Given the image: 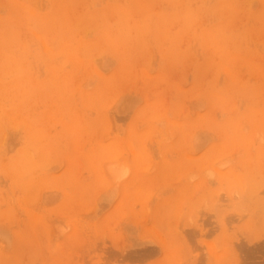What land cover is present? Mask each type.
Listing matches in <instances>:
<instances>
[{"label":"rangeland","instance_id":"obj_1","mask_svg":"<svg viewBox=\"0 0 264 264\" xmlns=\"http://www.w3.org/2000/svg\"><path fill=\"white\" fill-rule=\"evenodd\" d=\"M2 35L0 264H264V0H0Z\"/></svg>","mask_w":264,"mask_h":264},{"label":"bare ground","instance_id":"obj_2","mask_svg":"<svg viewBox=\"0 0 264 264\" xmlns=\"http://www.w3.org/2000/svg\"><path fill=\"white\" fill-rule=\"evenodd\" d=\"M7 2L9 3L10 1H7ZM7 2H6V3H7ZM11 2H12V1H11ZM60 2H62V0H53V3H54V4L57 3V4L59 5ZM11 4H12V3H11ZM11 4H9L8 6H10ZM13 4H14V3H13ZM13 6H14V5H12V7H13ZM14 7H15V6H14ZM10 9H11V8H10ZM12 10H13V9H12ZM29 12H31V11H29ZM29 14H30V13H29ZM32 14H33V13H32ZM54 14H55V13H54ZM121 14H122V13H121ZM121 14H120V15H121ZM33 15H34V14H33ZM51 15H52V14H51ZM122 15H123V17H127V15L124 14V13H123ZM53 16H54V15H53ZM55 16H56V15H55ZM32 17H33V16H32ZM35 17H36V19H37V15H35ZM38 18H39V16H38ZM40 19L43 21V19L41 18V16H40V18L37 19V20H40ZM39 22H41V21H39ZM43 23H44V21H43ZM41 24H42V23H41ZM3 33H4V32H3ZM6 33H7V35H8V32H7V31L5 32V34H6ZM5 34H4V35H5ZM7 35H6V36H7ZM8 36H9V35H8ZM3 41H5V37L2 35V37H0V43H3ZM219 41H220V40H219ZM217 42H218V41H217ZM218 44H219V43H218ZM2 46H3V45H2ZM2 46H0V47H2ZM3 47H4V46H3ZM2 49H3V48H1L0 53L3 51ZM46 53H48V52L46 51ZM1 54H3V53H1ZM1 54H0V55H1ZM7 56H8V55H7ZM9 57H10V56H8V58H9ZM2 58H3V57H2ZM3 59H4V58H3ZM5 59H7V58H5ZM7 60H8V59H7ZM7 60H6V61H7ZM1 94H2V93H1ZM31 98H32V97H31ZM0 99H1V96H0ZM3 99H4V97H3ZM3 99H2V100H3ZM13 105H15V104H13ZM26 105H27V104H26ZM23 107H26V106L23 105ZM14 108H15V107H14ZM16 108H17V107H16ZM19 108H20V106H19ZM11 110H12V108H11ZM1 111H2V110H1ZM6 112H7V111H6ZM2 113H3V112H2ZM3 115H4V113H3ZM8 115H10V114H8ZM8 115H6V116H8ZM5 118H6V117H5ZM5 120H6V122H7L8 119H5ZM23 121H24V120H23ZM127 142H128V141H127ZM128 143L130 144V141H129ZM33 144H34V143H33ZM127 145H128V144H127ZM35 146H36V145H34V147H35ZM128 146L130 147V145H128ZM37 149H38V148H37ZM131 149H132V148H131ZM44 151H45V150H44ZM130 151H132V150H130ZM132 152H133V151H132ZM132 152H131V153H132ZM36 153H37V152H36ZM44 154H45V152H44ZM44 154H43V155H44ZM133 156H134V155H133ZM43 157H44V156H43ZM21 160H22V159H21ZM21 160H20V162H21ZM17 161H18V160H17ZM17 161H16V162H17ZM22 161H23V160H22ZM16 162H15V163H16ZM132 162H133L134 165H135V162H134V161H132ZM18 163H19V162H18ZM15 165H16V164H13V166H15ZM132 165H133V164H132ZM26 170H27V169H26ZM27 172L29 173V169L27 170ZM25 179H27V176H26V178H24V180H25ZM24 180H23V181H24ZM25 185H28V184H25ZM23 186H24V185H23ZM34 186H35V185H34ZM33 189H34V188H33ZM135 189H136V188H135ZM137 192H138V190H137ZM137 192L135 191V193H134L133 195H136ZM131 195H132V194H131Z\"/></svg>","mask_w":264,"mask_h":264}]
</instances>
